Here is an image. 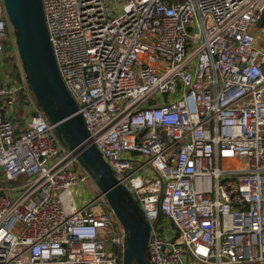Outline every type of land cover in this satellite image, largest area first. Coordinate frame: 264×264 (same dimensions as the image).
<instances>
[{"label":"built area","instance_id":"2783aa9c","mask_svg":"<svg viewBox=\"0 0 264 264\" xmlns=\"http://www.w3.org/2000/svg\"><path fill=\"white\" fill-rule=\"evenodd\" d=\"M42 2L89 137L150 223V264H264V0ZM11 26L0 0L15 78ZM8 76L0 264H120L127 230L102 193L78 204L92 175L36 102L15 134Z\"/></svg>","mask_w":264,"mask_h":264},{"label":"water","instance_id":"95a60500","mask_svg":"<svg viewBox=\"0 0 264 264\" xmlns=\"http://www.w3.org/2000/svg\"><path fill=\"white\" fill-rule=\"evenodd\" d=\"M3 3L16 31L18 53L37 104L56 124L59 138L78 154L113 214L128 232L122 264H150L146 255L150 223L89 137L79 106L61 77L42 0H3ZM263 23L264 9L258 24Z\"/></svg>","mask_w":264,"mask_h":264},{"label":"rangeland","instance_id":"374dc122","mask_svg":"<svg viewBox=\"0 0 264 264\" xmlns=\"http://www.w3.org/2000/svg\"><path fill=\"white\" fill-rule=\"evenodd\" d=\"M11 31H13L16 34L15 29L13 28V26H11ZM12 34V32H11ZM262 35V34H261ZM13 36V34H12ZM17 37V36H16ZM262 43V39L260 38V44ZM18 55H15L14 57L17 58ZM8 56H2L3 58V62L5 63V65L7 66V69L1 70V73L3 75H10V77L12 78V82L14 84H16V86H20L22 85L21 82H23L25 87H28V83H26V78L24 76V69L23 67H20V70L18 69L19 66H21V62L18 63V73L19 76H21L22 80L19 78L20 81H18V79L16 78L17 82H15V78L14 75H12V73L10 72V64H11V59L7 58ZM20 57V56H19ZM21 58V57H20ZM18 59H15V64L17 63ZM22 60V59H21ZM23 63V61H22ZM23 66V65H22ZM27 89V88H26ZM29 93V92H28ZM33 93L30 92V96H32ZM35 98V97H34ZM24 118V115L22 112H18L15 117H14V122H13V127H14V131L15 134H17L18 132H20V128L22 126H20V122L21 120ZM48 118V117H47ZM23 129V128H22ZM59 144L64 148V149H70L67 143H64L61 139L58 140ZM84 169V168H83ZM80 171H82V168H80ZM81 177V176H80ZM74 194L76 196V200L78 202L79 205H82V201H83V197H86V199H91V198H97L99 197V195L101 194V190L100 188L97 186L96 182L94 181L93 177H91V179H89L87 182H83V183H79V185L77 187L74 188ZM82 195V196H81ZM104 204H105V209L107 212H112L111 208L109 207V204L107 202V200H104ZM113 213V212H112ZM115 219V221L117 222V225L121 228L122 225L121 223L118 221V219L116 218V216L113 217ZM122 264V260L121 263Z\"/></svg>","mask_w":264,"mask_h":264},{"label":"crops","instance_id":"0c3cea01","mask_svg":"<svg viewBox=\"0 0 264 264\" xmlns=\"http://www.w3.org/2000/svg\"><path fill=\"white\" fill-rule=\"evenodd\" d=\"M12 32V34H13V40H14V38H16V34L13 32V31H11ZM10 54H9V52L7 53V52H5L2 56H8L7 58H10V56H9ZM16 59H18L17 60V68H18V63L19 62H21V66H19V70H20V67H23L22 65H23V63H22V60H21V58L19 57V56H17V58ZM0 61H2L3 62V58L2 57H0ZM5 63L3 62L2 63V65L1 66H3ZM4 69H7V66L6 65H4L2 68H1V70H4ZM18 69H17V72H18ZM3 75V74H2ZM5 76H7V75H4V77ZM8 77H10V75L8 76ZM22 83V85H21V87L22 88H20L19 90H18V92H17V97H18V104H17V107H16V114L18 113V112H22L23 113V115L25 116V111H24V109H25V106H26V101L27 100H31V101H33V102H36V100H35V98H34V95H32V96H30V91L28 90V88L27 87H25L23 84V82H21ZM27 83V82H26ZM27 88V89H26ZM29 92V93H28ZM22 125V120H21V122H20V126Z\"/></svg>","mask_w":264,"mask_h":264},{"label":"trees","instance_id":"16d2710c","mask_svg":"<svg viewBox=\"0 0 264 264\" xmlns=\"http://www.w3.org/2000/svg\"><path fill=\"white\" fill-rule=\"evenodd\" d=\"M23 69H24V76H25V78H26V73H25V67H24V64H23ZM19 74L20 73H16V75H15V82H17V80H16V78L18 79V81H20L19 80V78L22 80V78H21V76H19ZM19 77V78H18ZM26 82L28 83V81H27V78H26ZM19 88L21 87V85L20 86H18ZM22 88V87H21ZM28 90L32 93V91H31V89H30V86H29V84H28ZM37 103V102H36ZM39 106V105H38ZM40 107V106H39Z\"/></svg>","mask_w":264,"mask_h":264}]
</instances>
